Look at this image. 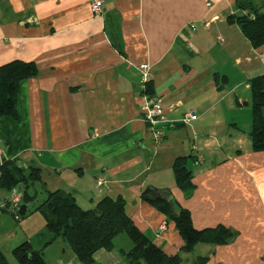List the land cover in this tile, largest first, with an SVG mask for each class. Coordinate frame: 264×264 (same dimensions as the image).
<instances>
[{
    "label": "crops",
    "instance_id": "obj_1",
    "mask_svg": "<svg viewBox=\"0 0 264 264\" xmlns=\"http://www.w3.org/2000/svg\"><path fill=\"white\" fill-rule=\"evenodd\" d=\"M91 1L0 0V66L38 68L20 82L17 118L0 116L3 161L40 168L50 191L73 195L84 210L123 198L139 229L183 264L204 257L201 264H264V152L253 151L251 138V81L264 74V45L255 48L230 22L241 15L235 0H104L97 16ZM148 95L168 119L190 110L198 118L156 141L144 120ZM179 157L189 158L190 195L175 181ZM149 187L189 210L196 229L224 225L235 240L182 252L174 223L142 200ZM11 197L0 185V251L8 264L24 242L44 248L47 264H82L62 239L45 246L52 233L43 222L38 230L19 224ZM119 237L112 251L94 254L96 264L124 261L121 251L133 244L118 247Z\"/></svg>",
    "mask_w": 264,
    "mask_h": 264
},
{
    "label": "trees",
    "instance_id": "obj_2",
    "mask_svg": "<svg viewBox=\"0 0 264 264\" xmlns=\"http://www.w3.org/2000/svg\"><path fill=\"white\" fill-rule=\"evenodd\" d=\"M241 15L230 18L238 24L243 34L255 48L264 45V0H235ZM35 63L13 61L0 66V116L17 118V96L20 82L36 77ZM252 90V149L264 152V74L251 81ZM189 158L179 157L174 163V176L178 187L186 195L193 190L192 172L188 169ZM1 189L22 192V204L30 207L39 194L46 199L36 208L45 220L52 237L45 246L57 239L65 241L82 264H96L94 254L105 249L112 251L114 242L120 235H127L133 244L129 251L122 250L124 261L121 264H183L180 254L168 255L156 245L133 222L126 212L123 198H104L96 208L84 210L75 197L63 191H50L43 181L40 168L26 166L20 159L3 161L0 164ZM144 202L162 213L168 222L174 223L184 240L182 252L193 251L198 244L226 245L233 242L236 232L224 225L198 230L194 227L189 210L174 202L166 191L153 187L141 195ZM11 203V202H10ZM13 215L17 210L12 209ZM19 264H47L44 248L36 250L32 243L24 242L13 250ZM208 258H199L194 264H201ZM0 264H8L0 251Z\"/></svg>",
    "mask_w": 264,
    "mask_h": 264
},
{
    "label": "built area",
    "instance_id": "obj_3",
    "mask_svg": "<svg viewBox=\"0 0 264 264\" xmlns=\"http://www.w3.org/2000/svg\"><path fill=\"white\" fill-rule=\"evenodd\" d=\"M90 8L94 15H101L104 10V0H92ZM192 27H195L192 25ZM142 71L143 84H147L151 80V74L149 73V66L143 64L139 67ZM144 120L153 132V136L156 141L162 139L166 135V128H173L178 124H188L193 120L198 118V114L194 110H190L184 114V116L178 120L168 119L164 108L160 100L156 96H147L146 103L143 107ZM3 160V151L0 149V164ZM106 184V180L103 177L97 179V186L102 188ZM22 201V192L20 190L14 189L12 191L11 205L14 210H19Z\"/></svg>",
    "mask_w": 264,
    "mask_h": 264
},
{
    "label": "rangeland",
    "instance_id": "obj_4",
    "mask_svg": "<svg viewBox=\"0 0 264 264\" xmlns=\"http://www.w3.org/2000/svg\"><path fill=\"white\" fill-rule=\"evenodd\" d=\"M251 104H252V102H251ZM251 110H252V106H251ZM40 196H41V194H39V197ZM38 203H39V201L38 202L37 201L34 202V204H32L29 208H31L32 206H34L35 209H32V211L29 214H27L26 216H24L23 219H21L18 222L19 224H22L24 226V228H26L27 230L32 229V228L34 230H38L39 227H40L39 226V222H43V228H45V221H44L43 216L41 215V213L39 211H36V208L41 204V203L40 204H38ZM17 226H18V224H17ZM13 233H14V231H13ZM19 236L20 235H18V237ZM36 237H38V236L36 235ZM36 237H34V239H33L34 242H37V240H35ZM40 238H43V237H40ZM126 240H129V242H132L131 239L127 235L123 234V235H121L119 237V239H117L116 245L119 247V243H120V245L122 244L125 247ZM0 241H2V240H0ZM62 242H64V241H62ZM64 244H67V243H64ZM10 257L15 262V264H19V262L17 261V259L14 256V254L11 253L10 254Z\"/></svg>",
    "mask_w": 264,
    "mask_h": 264
},
{
    "label": "water",
    "instance_id": "obj_5",
    "mask_svg": "<svg viewBox=\"0 0 264 264\" xmlns=\"http://www.w3.org/2000/svg\"><path fill=\"white\" fill-rule=\"evenodd\" d=\"M28 210V206L26 204H22L17 212L19 219H22L24 216H26Z\"/></svg>",
    "mask_w": 264,
    "mask_h": 264
}]
</instances>
